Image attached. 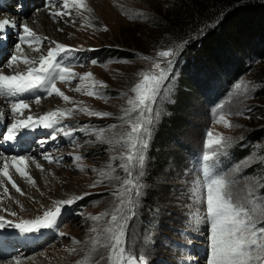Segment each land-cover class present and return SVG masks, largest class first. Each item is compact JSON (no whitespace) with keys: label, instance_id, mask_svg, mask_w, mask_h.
<instances>
[{"label":"rangeland","instance_id":"374dc122","mask_svg":"<svg viewBox=\"0 0 264 264\" xmlns=\"http://www.w3.org/2000/svg\"><path fill=\"white\" fill-rule=\"evenodd\" d=\"M10 1L4 2V5L1 3L0 11L17 14L26 23L32 22L33 25L39 24L38 12L49 4H55L57 10L61 6V0H35L37 4L30 0ZM197 1L199 0H87L93 12L85 15H90L92 26L86 25L74 10L71 16L57 17L56 20L46 11L50 23L55 21L48 23L51 26L47 29L51 35L49 40L63 43L72 49L68 54L61 53L57 60L78 74L71 83L57 80L56 86L71 101L76 98V104L65 102L55 94L49 96L47 93L39 98L53 99L51 103L56 106L55 109L79 105L111 115L101 118L75 111L71 118L63 119L62 126L76 131L73 138L66 137L67 141L64 142L60 140L63 135L61 133L53 140L54 146L51 149L45 150L46 145L43 146L42 152H49L54 162L50 163L44 157L38 159L44 165L45 172L42 173L51 176V179L43 184L42 199L37 196V200H31L35 210L26 205L23 208L25 210H22L21 203L14 202V206L8 205V209L9 212H17V216H11L4 210L0 212H6V219L19 222L21 219L42 216L48 208L54 207L53 203L57 200L76 196L84 198L65 206L53 229L28 234L7 226L0 229L3 237L13 235L8 230L20 235L14 240L17 244L14 245V250L27 246L30 236H33L32 243L34 242L25 257L21 254L22 250L10 253L5 248L2 249L0 264H15L16 259L20 260V264H78L85 261L87 264H95L99 259V255L94 254L88 260L93 247L90 237L96 235L90 229L94 225L103 229L111 217H103L99 222L93 221L91 217L110 212L119 204L112 193L120 187V181L126 178V173L120 168L122 161L119 159L124 149L115 141L130 130L121 117L124 109L129 107L127 100L135 95L131 89L139 82V73L154 70L153 60H161L157 56L161 50L171 48L175 55L170 57V66L166 60L161 61V67L167 70L156 103L152 105L153 123L150 125L151 134L147 138L144 167L136 170L142 171V175L136 176L142 192L140 196L134 197L135 215H129L126 225L127 251L137 257L144 256L147 264H208L210 224L204 218L206 204L202 201L206 196L203 175L206 162L203 161V155L211 152L206 147L209 131L213 132L214 137L223 134L231 138L229 147L224 150L226 154H219L215 160L207 162L212 175H225L234 179L236 183L233 191L239 196L245 195L246 187L254 186L257 199L261 198L264 193V102L259 93L264 89L263 62L258 55L248 52L249 45H243L242 55L235 54L233 60L231 49L218 48L213 57L219 67L207 60L204 54L195 53L191 44L211 30L216 29L218 32L225 19V15H216L207 19L197 29L199 31H190L191 23L180 21L179 13L181 16L186 7ZM138 13L143 15L137 16ZM105 27L107 31L103 30ZM16 43L17 38L12 35L0 42L1 71L11 61L10 47ZM42 47L47 51L55 45L45 41ZM145 56L152 57L153 60L142 59ZM226 59L229 60L222 61ZM93 60L97 63L93 64ZM222 64L225 66L221 69ZM240 65L243 68L238 67ZM88 72L93 73L95 80L107 85L106 88L98 87L103 98L90 96L88 101L82 95L83 91H73L80 83L79 77ZM238 83L247 86L246 93L238 94L235 88ZM200 84L205 87L202 91L198 89L199 92L196 93ZM223 88L224 96L218 100V95L212 93ZM221 114H226L233 127L228 128L216 122ZM41 115L42 112L39 113ZM112 125H116V128L113 129ZM0 126L1 132L8 128V124L6 126L2 120ZM81 128L88 131H79ZM101 128L106 129L105 135L112 138L113 144L97 139L95 130ZM257 131L262 134L254 139L251 134ZM53 134L54 130L51 135ZM51 135L47 134L48 140H51ZM38 140H34L33 144ZM25 149V156L32 158V149L29 146ZM76 155L81 156L82 160L77 162ZM242 161L247 162L239 173H235L234 167ZM78 163L84 166V170L77 167ZM109 164L115 170L113 175L120 179H105L103 183L91 187L101 179L95 170H108ZM14 172L15 170L13 174ZM15 175L18 178L16 172ZM85 193L88 195H84ZM74 220L77 221L73 223ZM199 221L201 222L198 223ZM60 232L66 235L60 236ZM73 238L81 243L75 244ZM100 239L103 242V232ZM71 248H76L77 251L71 253L68 251ZM99 252L105 257L109 254L104 248H100ZM101 264H107V261H101Z\"/></svg>","mask_w":264,"mask_h":264},{"label":"snow or ice","instance_id":"6c2138e0","mask_svg":"<svg viewBox=\"0 0 264 264\" xmlns=\"http://www.w3.org/2000/svg\"><path fill=\"white\" fill-rule=\"evenodd\" d=\"M50 8L52 9L50 15L54 18L71 16L74 10L78 16L84 19L86 25L92 26L90 15H85L93 12L87 0H61L59 10H57L55 4H51ZM140 15H143V13L137 14V16ZM7 26L15 27L16 25L9 19L0 20V30ZM22 27L24 35L20 37L21 42L27 43L33 52L41 54L38 58L27 55H12L11 62L8 65L9 68H19L21 63L26 68L23 71H15L12 75L0 72V97L6 99L20 97L24 93L43 87L49 96L55 94L65 102L76 104L75 101H71V98L56 86L57 80L71 83L78 75L72 68L64 66L57 60L61 53L70 52L72 49L63 43L38 35L27 24H23ZM103 30L107 31L108 29L105 27ZM45 41H49L55 47H50L46 53H42L41 48ZM16 49L18 53L22 52L20 44L16 45ZM76 51H79V49ZM174 55L175 51L169 48L157 53L161 60H153L152 57L148 56L142 57L144 60H153L152 68L154 70L139 73L140 80L131 89V92L135 95L127 100L129 107L124 109V115L121 117V120L129 126L130 130L123 133L115 143L120 144L124 149L119 159L122 161L120 168L126 173V178L120 181V187L112 193L119 200V204L110 212L106 211L98 216L91 217L96 222L101 221L103 217H111L107 226L103 229L95 225L90 229L96 235L90 237L93 247L89 252L88 260L90 261L94 254L99 255V259L95 261V264H101V261L105 260L107 264H147L144 256L137 257L127 251L125 247V229L129 215H135L136 200L134 197L140 196L142 192V186L136 179V176L142 175V171L136 170H142L144 167L145 151L148 147L147 138L151 134L150 125L153 123V117L151 116L153 112L152 105L156 103L159 90L165 79L167 69L161 67V61L166 60L167 65L170 66L172 64L170 57ZM92 63L96 64L97 62L93 60ZM79 80V85L73 91H83L87 96L103 98L98 87L106 88L107 85L95 80L93 73H84L79 77ZM235 88L238 94H244L248 90L246 85L239 83L235 85ZM40 102V98H36L35 103L40 104ZM80 103L82 104L83 102ZM30 108V104L25 99L11 101L10 109L15 119L7 129L5 137L7 140H15L21 130L38 127L54 130V134L51 137L53 140L56 139V134L61 133L65 137L73 138L76 130L72 128L66 129L65 126H62V121L63 119L71 118L75 111L101 118L111 115L108 112H97L77 105L68 109L57 108L38 117L31 114L25 116V110H30ZM133 113L136 115L133 116ZM2 115L3 113L0 112V116ZM216 122L228 128L233 127L231 121L226 118V114L219 115ZM111 127L114 129L116 125ZM79 131L88 130L81 128ZM105 132L106 129L103 128L95 130L97 139L103 143L113 144L112 138L106 137ZM207 137L206 147L211 149V152H205L203 155V161L206 162L203 171L206 196L202 202L206 204V215L204 218L210 224V259L208 264H264V193H262L260 199H257L255 187L248 186L245 189V195L239 196L233 191L236 183L234 179H229L225 175H212L207 162L215 160L219 154H226L224 150L229 147L231 138L225 137L223 134H217L214 137L212 131L207 133ZM41 143H44V141H41ZM30 159L27 156L0 157V177L3 178L0 179V187L3 188V194L8 195L9 199H12L9 193V184L21 196L26 195L13 178L11 169H14L21 178L26 179L30 185L36 186V180L28 172ZM44 159L50 163L54 162L49 154H46ZM113 159L116 158L114 157ZM75 160L79 162L82 157L76 155ZM246 162L242 161L236 165L233 171L239 173ZM36 167L44 171L43 166L39 163L36 164ZM77 167L80 170H84L82 164L78 163ZM107 169H94L98 171L101 179L98 182H94L91 187H96L98 183H103L105 179H120L113 175L115 170L111 164L107 166ZM84 195L88 194L85 193ZM83 198L84 196H76L71 199L57 200L54 202V207L48 208L42 216H37L35 219H21L19 222H15L7 220L5 216H0V229L6 226L12 227L24 234L37 233L42 229H53L57 226V220L62 213V209ZM2 203L3 198L0 195V204ZM15 203L20 204V201L17 200ZM20 206L23 208V205ZM4 211L11 216L18 215L17 212H9L8 209H4ZM101 232L104 233L103 242L100 239ZM59 235L64 236L66 233L60 232ZM73 241L75 244L81 243L75 238H73ZM100 248L108 250L109 254L107 257L99 252ZM68 251L75 253L77 249L71 248ZM15 264H20V260L16 259ZM78 264H87V261L78 262Z\"/></svg>","mask_w":264,"mask_h":264},{"label":"bare ground","instance_id":"6f19581e","mask_svg":"<svg viewBox=\"0 0 264 264\" xmlns=\"http://www.w3.org/2000/svg\"><path fill=\"white\" fill-rule=\"evenodd\" d=\"M4 2H6L7 0H3ZM26 2L28 0H25ZM32 3L34 4H37L35 2V0H30ZM53 2H56V0H52ZM106 2H109V0H106ZM5 4V3H4ZM52 4V3H51ZM48 7H46L45 9H43V11H39L38 12V16H39V24L38 25H33V23H26L27 21H25V19H23V17L17 15V14H9L7 12H1L0 11V20H3V19H9L11 21H13L15 23V27H11V26H7L5 27L4 29L0 30V39L2 41H4V38L5 37H10L11 35L16 37L17 38V44H20L21 45V49H22V52H17V49H16V45L13 46V47H10V50H11V54L12 55H27L29 57H35V58H38V56L41 54V53H36V52H33L32 49L30 47H28L27 43H22L21 40H20V37L24 35V32H23V27L22 25L23 24H27L29 27H32V29H36V33L40 36H46L48 37L49 39H51V35L49 34L50 32L47 31L48 27L50 26L49 24H52L50 23L51 21H49V17L46 15V11L47 12H50L52 9L50 8V5ZM16 7V6H15ZM19 8H17L18 10ZM57 18V17H56ZM55 18V20H56ZM49 23V24H48ZM37 24V23H36ZM51 27V26H50ZM57 29V28H56ZM46 44V43H45ZM46 47V46H45ZM45 47H42L41 48V52L42 53H46L45 51ZM68 54V53H67ZM70 54V53H69ZM62 55V54H61ZM64 59V58H63ZM63 61V60H62ZM11 62V61H10ZM9 62V63H10ZM8 63V65H9ZM8 65L6 66V68L8 67ZM3 69L2 71L0 70V72L6 74V75H12L14 74L15 71H23L25 70L26 66L24 64H20L19 65V68H7V69ZM8 70V71H7ZM43 87L40 88V89H37V90H34L32 92H28V93H24L22 96L20 97H14V98H9V99H6L4 97H0V112L3 113L2 116H0V120H2V122H4V124L7 126L8 124V128L11 126L10 123L13 122V120L15 119V116L12 114V113H8L9 111L11 112V109H10V104H11V101L12 100H15V99H28L27 102L30 104L31 108L30 110H25V116L31 114L35 117H38L39 116V113L42 112V115L46 112H49V111H53L55 110V105H53V99H50V98H46V97H43L42 99L40 98V104H37L35 103V100L36 98H39L41 97V91H42ZM44 94H47V93H43ZM82 95L85 96V98H90V96H87L85 95L83 92H82ZM45 96V95H44ZM79 96V95H76V97ZM46 98V99H45ZM29 99H35L34 101L30 100ZM81 99V97H80ZM90 99H88L89 101ZM74 101L76 102V98L74 99ZM52 102V103H51ZM56 102V101H55ZM82 102V100H81ZM95 102V101H94ZM80 115V114H79ZM23 118V117H21ZM10 120V122H9ZM5 126V127H6ZM88 127V126H87ZM0 128H2L0 126ZM40 129H44L42 127H39ZM45 130V135L47 136V129H44ZM124 131V130H123ZM53 133V131L51 133H49V135H51ZM122 134V133H121ZM7 133H5L4 135V138L6 137ZM59 135L61 134H56V137H58ZM44 136V135H42ZM42 136H39L41 138H39L37 144L35 145L36 147H34L31 152H32V158L29 160V167H28V172L31 174V176L36 180V186L33 187L32 185H30L26 179L24 178H19L20 176L18 175V178H16L15 176V172L13 174V171L14 169H11V174L13 176V178L16 180L17 184L21 187V189L26 193V195H23L21 196L19 193H17L15 191V189H12L11 188V185L9 184L8 187H9V193L12 197V199H9L8 198V195L6 194H3V188L0 187V195H2V198H3V203L0 204V211L4 210V209H8V205H12L14 206V202L19 200L21 205H23V208L24 205H26L27 207H30L32 209L35 210V205L34 203L31 202L32 199H36V197L38 196V198H41L43 197V194H44V190L42 189L43 187V184L45 182H47L48 180L51 179V176H47L46 174L42 173V171L36 167V164L39 163L40 165L43 166L44 168V165L40 163V161L38 160L40 157H44L46 154H50L49 152L48 153H43L42 151H44V148L43 146H45V150L46 149H51V147L54 146L53 144V139L51 138V140H48L47 137H42ZM64 135H62L60 137V140L62 142L64 141H67L66 137H63ZM121 136V135H120ZM52 137V135H51ZM47 138V139H46ZM42 139V140H40ZM119 139V138H118ZM41 141H44V143H41ZM6 142H9V140H7L6 138L4 140H1L0 142V157H11V156H25V152L26 151V147L30 145L31 141H24L23 143H21L19 146L17 147H10L9 145L6 144ZM47 165V164H46ZM47 167V166H46ZM48 171V170H47ZM45 172V171H44ZM15 175V176H14ZM0 179H3L2 177ZM45 198V197H44ZM54 198V197H53ZM42 199V198H41ZM56 200V199H55ZM51 203V202H50ZM54 204V203H53ZM17 205V204H16ZM21 208L22 210H25ZM9 210V209H8ZM11 210V209H10ZM205 210V209H204ZM17 211V210H16ZM19 211V210H18ZM6 212H0V216H4ZM34 212H32L33 214ZM26 214V213H25ZM28 214V212H27ZM7 220H9L7 218ZM11 220V218H10ZM204 220V219H203ZM13 221V220H12ZM18 221V220H17ZM77 221V220H76ZM75 220L73 221V223L76 222ZM204 221H207V220H204ZM201 221H199L198 223H200ZM9 229H13V228H9ZM7 232L9 233H12L13 235L12 236H9V237H3L2 235H0V251L2 249H6L8 252L11 253V251H13L15 248H14V245H17L16 243H14V240H17V238L20 237V235L16 234L15 232H12L10 230H8ZM38 233V232H37ZM76 233V232H75ZM40 234V233H39ZM72 234V233H71ZM77 234V233H76ZM31 235V234H30ZM35 235V234H34ZM43 236V235H42ZM72 236V235H71ZM77 237V236H76ZM4 238V239H2ZM28 238V237H27ZM30 240L27 241L28 245L27 246H21L20 248H18L17 250H14V252L12 253H16L17 251H20L22 250L23 252L21 253L23 255V257H25L24 255L25 254H28V252L31 250V245L34 244V242L32 243L33 241V236H30L29 237ZM28 238V239H29ZM78 240V239H77ZM209 240V239H208ZM207 240V241H208ZM43 241H45V239H43ZM24 243H26V240L23 241ZM20 254V252H19ZM19 254H17V256H19ZM4 255V253H3ZM21 255V256H22ZM20 258V257H18ZM22 258V257H21ZM209 259H210V254H209Z\"/></svg>","mask_w":264,"mask_h":264},{"label":"trees","instance_id":"16d2710c","mask_svg":"<svg viewBox=\"0 0 264 264\" xmlns=\"http://www.w3.org/2000/svg\"><path fill=\"white\" fill-rule=\"evenodd\" d=\"M216 15H225L224 24H221L218 32L216 29L211 30L203 38L193 42L191 44L193 51L199 55L204 54L207 60L209 59L213 65L219 67L213 57L218 48L231 49V59L233 60L235 54L243 53L241 52L243 45H249L248 52L258 55L263 62L262 66H264V0H199L192 6L186 7V10L181 12V16L179 13V20L191 23L190 31H199L197 29L204 25L207 19ZM227 60L229 59L222 61L227 62ZM224 66L222 64L220 68L222 69ZM238 67L243 68V65ZM210 71L212 72V69ZM204 87V84H200L196 93L199 90L202 91ZM224 90L223 88L212 94H217V98L220 100L224 96ZM260 96L264 102V89L259 93ZM179 109L183 111L182 108ZM261 134V131H257L251 135L254 139H258Z\"/></svg>","mask_w":264,"mask_h":264}]
</instances>
